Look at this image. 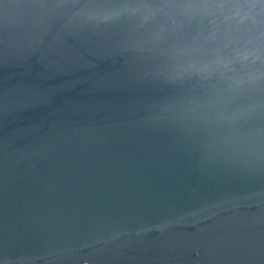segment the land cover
<instances>
[{
    "label": "water",
    "instance_id": "obj_1",
    "mask_svg": "<svg viewBox=\"0 0 264 264\" xmlns=\"http://www.w3.org/2000/svg\"><path fill=\"white\" fill-rule=\"evenodd\" d=\"M0 264H264V0H0Z\"/></svg>",
    "mask_w": 264,
    "mask_h": 264
}]
</instances>
